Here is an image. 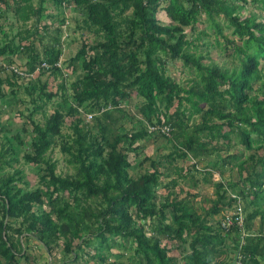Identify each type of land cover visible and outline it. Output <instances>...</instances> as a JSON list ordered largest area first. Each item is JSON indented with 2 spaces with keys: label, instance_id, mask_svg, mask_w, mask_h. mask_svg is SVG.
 Here are the masks:
<instances>
[{
  "label": "rangeland",
  "instance_id": "obj_1",
  "mask_svg": "<svg viewBox=\"0 0 264 264\" xmlns=\"http://www.w3.org/2000/svg\"><path fill=\"white\" fill-rule=\"evenodd\" d=\"M33 1L35 5L40 3V0ZM93 1L106 5L112 20L119 23L117 41L120 56L124 53L136 54L145 69L149 44L142 39L141 1ZM227 1L236 5L232 14L214 13V18H211L202 10L199 20L186 26L169 15L167 8L171 0H160L155 11L156 19L159 24L175 30L163 36L168 38L169 43H174L177 36L184 33L189 41L185 51L198 61L187 64L183 59L172 58L159 50L155 55L161 57L158 65L167 80L175 81L186 89H204V75L211 68L233 72L242 67L245 56L236 47L243 44L244 38L235 32L233 17L244 19L256 14L258 19H264V6L256 0ZM10 3L0 2V50L4 49L0 54V185L3 177L12 176V184L24 191L38 187L48 189L45 182L50 175L48 164L33 161L29 156H34L38 150L40 135L37 125L46 128L49 122L58 119L52 144L44 153L49 162L56 163L58 175L76 176L84 163L88 165L92 158L110 171L112 155L117 154L118 158L120 153L126 157V168L132 181L142 182L146 175L153 176L154 196L150 205L142 208L132 198L129 210L136 225L148 235H157L161 239L168 264H197V258L200 264L204 263L203 237L215 235V229H220V221L227 208V197L224 203L216 205L222 180L231 192L244 198L245 224L249 233L245 236V243L258 242V234L264 224L260 217L250 219L255 206L249 194L251 185L246 165L250 168L253 165L251 156L264 152V143H261L252 125L257 121L256 106L252 101L257 95H264L263 61L259 65L263 77L256 82L257 88L250 91L246 103H252L246 108L251 123L232 117L236 132L221 126H213L212 133L211 129L200 131L198 134L202 135L203 141H209L217 133H229V138L213 139L209 143V151H189L184 157L181 153L187 149L182 144V133L184 129L193 130L194 126L204 127V114L210 106L208 102H202L198 95L194 96L202 108L197 110L185 92L180 96L173 94L172 100H167L166 93L157 91L161 111L166 110L163 113L159 112L158 106L149 111L148 99L136 92L118 100L114 95L109 100L90 98L80 103L73 84L96 75L98 66L92 69L89 64L103 52L107 41L102 26L88 22V6L74 0H66L62 4L45 0L41 16H35L27 23L17 18L13 1L10 0ZM182 4L190 7L187 0H182ZM28 29L33 34L24 38ZM44 62L49 67L44 66ZM97 77L102 75L97 73ZM125 89L131 90L130 87ZM90 115H93L92 118ZM161 116L174 128L170 137L163 136L159 130H151L155 123L162 120ZM207 117L211 125L225 121L213 114ZM181 119H185L182 125ZM244 130L252 135L250 148L242 142ZM97 137H100V144L96 141ZM85 138L88 139L85 147L91 144L94 150L104 147L103 151L95 154L93 150H83L81 140ZM214 147L217 150H213ZM96 181L102 184L101 178ZM113 194L120 198L118 192ZM50 198V194L42 196L43 203H36L33 210L41 212L48 209ZM88 202L98 210H104L108 205L102 193L93 195ZM178 202L190 209L189 216L182 220L178 218L182 211L177 212L173 205ZM78 205L75 202L72 207L78 208ZM1 219L3 213L0 208ZM58 220L64 226L66 219ZM20 221L21 218L15 220L13 226L19 227ZM167 224L170 228L166 227ZM186 224L187 227L184 226ZM15 228L9 233L19 246L13 248L9 241L12 247L10 253H3L0 248V264H161L154 257L149 259L141 253L131 238L102 234L98 223L90 224L83 237L73 240L70 250L65 246L64 237L49 248L35 235L19 233ZM5 240L8 241L2 234L0 244ZM236 241L237 233L222 239L216 250L210 252V264H236L239 253ZM258 260V264H264V255L258 256ZM246 264L257 263L247 259Z\"/></svg>",
  "mask_w": 264,
  "mask_h": 264
},
{
  "label": "trees",
  "instance_id": "obj_2",
  "mask_svg": "<svg viewBox=\"0 0 264 264\" xmlns=\"http://www.w3.org/2000/svg\"><path fill=\"white\" fill-rule=\"evenodd\" d=\"M12 1L17 18L27 23L35 16H41L43 12L42 2L45 0H40L39 5H35L33 0ZM51 1L55 4H62L66 0ZM74 1L88 6L89 17L87 21L91 24L102 26L107 38L103 52L98 54L89 64L92 69L95 65L98 66L97 73L99 76L102 75V77H97L96 73L94 76L83 78L73 84L77 100L80 103L90 98L109 100L114 95L115 100H118L136 92L148 99L147 108L149 111H153L154 107L158 106L159 112L163 113L166 110L161 111L157 91L166 93L167 100H172L173 94L180 96L182 92H185L188 94L187 99L193 102V106L197 110L202 108L200 107V102L194 100V96H200L202 102L210 104L209 109L204 114L206 122H204L203 128L194 126L193 130L184 129L182 144L187 149L181 153L184 157L188 156L189 151L200 150L203 153L209 151L210 148L208 146L213 139L220 137L229 138V133H217L213 134L209 141H203L202 135L198 134L200 131L205 132L207 129H211L209 131L212 133L213 126H221L222 128L230 127L231 132H236L232 126L234 122L232 117H240L243 121L251 123L252 120L248 117L246 108L253 103L256 106L255 116L257 119V121L252 123L253 130L259 134L261 143H264V95H257L251 104L248 103L246 105L250 91L254 90V87L257 88L255 86L256 82H259L263 77L259 65L261 61L264 64V19H258L256 14L246 16L244 19L239 18V16L233 17L235 20V32L242 39L244 38L243 44L236 47L245 56L244 64L238 71L233 72L211 68L210 72L204 75V83H206L204 89H195V87L186 89L175 81L167 80L162 75L161 68L158 65L161 57L155 55L159 50H163L170 54L172 58H181L187 64L198 62L191 53L185 51V45L189 41L186 40L184 33L178 35L174 43H169L168 38L163 36L165 33H174L175 30L168 29L158 23L155 11L159 6L160 0H140L139 13L142 39L149 44L145 69L142 68L136 54L128 55L124 53L120 56V45L117 41L119 23L112 20L106 5L93 0ZM256 1L261 2L264 6L262 0ZM0 2L11 4L10 0H0ZM187 2L190 3V7H185L182 4V0H171L167 8L169 15L174 21L186 26L195 24L199 20V14L202 10L210 15L211 18H214V13L230 15L236 8L235 3H229L227 0H187ZM27 32L28 34L24 38L33 34L30 29ZM3 51L4 49L0 50V54ZM136 73H139V75L136 76ZM262 84L264 86V81ZM124 86L130 87L131 90H126ZM211 114L225 121L211 125L209 117H207ZM181 120L182 125L185 119ZM57 126L58 119L54 122H49L46 128L42 125H37L40 135L38 150L34 156H29L33 161L48 164L50 175L48 180L45 181L49 186L47 190L38 187L34 190L24 191L12 184L14 177L7 176L1 179L0 208L3 213V219L0 220V236L4 234L8 239V241L5 240L0 244L1 251L3 253L12 251L11 244H8L9 241L12 243L13 248H18V242L9 233V230L15 228L13 223L18 218H21V221L19 227L15 228L17 232L35 235L49 248L57 243L61 237H64L67 250H70L73 240L85 235L84 232L86 228H89L90 224L98 223L102 234L107 233L109 235L131 238L139 248V251L146 257L148 256L149 259L154 257L161 264H168L166 261L167 252L165 248L161 247V239L157 235H148L141 226L136 225L129 210L132 198L139 202L142 208L150 205V200L154 196L153 176L146 175L142 182L132 181L126 168V157L120 153L118 158L117 154L112 155L110 159L112 170L110 171L102 163L92 158L88 165L84 163L76 176L63 177L58 175L56 173V163L49 162L44 155L52 144L53 132ZM242 135V142L246 147L250 148L253 142L251 133L244 130ZM87 140V138L81 140V148L83 150H93L95 154H100L103 151L104 147L94 150L91 144L85 147ZM96 141L100 144V137H97ZM213 150L217 149L214 147ZM250 161L253 162L250 168L247 162L244 163V165L247 164V178L251 185L249 194L252 196V203L255 206L250 219L260 217L264 224V209L262 208L264 202V152L259 156L252 155ZM98 178H101L102 184L97 183L96 179ZM115 191L119 193L120 198L113 194ZM99 193H102V196L108 202L104 210H98L88 202L89 198ZM218 193L219 197L216 205L221 202L224 203L227 197V207H231L235 199L229 196V186L223 180L219 184ZM46 194L51 195L49 208L41 212L33 210L36 203H43L42 196ZM242 199L244 200L243 196ZM84 201L85 204L81 205ZM75 202L79 203L78 206L80 207H72ZM173 205L177 212L182 211V214L178 215L180 220L189 216L190 209L187 205L182 202ZM60 218L66 219L64 226L60 225L58 220ZM196 218L198 219V217ZM222 220L220 221V229H215V235H205L203 237L204 242L202 245L205 250L203 264H210L212 260L210 252L216 250V245L220 242L222 243V239L229 238L234 233L238 234V241H236L235 246L241 250L244 264H246L247 259H252L258 264V256L264 255V244H262L264 241V228L258 234V242L250 243L248 241L241 246V239L239 240L242 234L241 226L235 223L232 225L230 232H226L222 227ZM184 226L187 227V224ZM166 227L170 228V225L167 224ZM244 228L248 231L246 224H244ZM69 233L71 234L70 239L68 238ZM197 264H200L198 258Z\"/></svg>",
  "mask_w": 264,
  "mask_h": 264
},
{
  "label": "built area",
  "instance_id": "obj_3",
  "mask_svg": "<svg viewBox=\"0 0 264 264\" xmlns=\"http://www.w3.org/2000/svg\"><path fill=\"white\" fill-rule=\"evenodd\" d=\"M43 65L49 67V64H47L46 62H44ZM92 116L93 115H90L91 118ZM161 117H162V121L159 123H155L152 126L153 129L151 130H159V132L163 136L170 137L173 134L174 128L172 127L171 123L163 120L164 116ZM229 196L233 197L235 200L231 205V207L229 206L225 209V214L222 220V227L226 232H230L232 225L238 223L242 228L241 229L242 231L241 246H242L245 243V236L249 234L248 231H246V229L244 228V224H245L244 200L242 199V196L240 194H237L235 192L230 191ZM231 208H233L234 210L232 211ZM236 264H244V257L241 250H239Z\"/></svg>",
  "mask_w": 264,
  "mask_h": 264
}]
</instances>
